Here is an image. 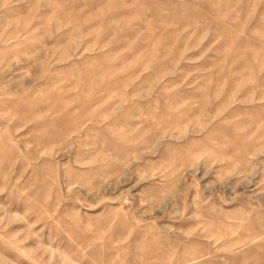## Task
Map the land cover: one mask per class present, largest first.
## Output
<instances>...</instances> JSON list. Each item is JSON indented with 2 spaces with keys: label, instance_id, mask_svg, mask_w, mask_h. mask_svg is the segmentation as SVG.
<instances>
[{
  "label": "rangeland",
  "instance_id": "1",
  "mask_svg": "<svg viewBox=\"0 0 264 264\" xmlns=\"http://www.w3.org/2000/svg\"><path fill=\"white\" fill-rule=\"evenodd\" d=\"M0 264H264V0H0Z\"/></svg>",
  "mask_w": 264,
  "mask_h": 264
}]
</instances>
